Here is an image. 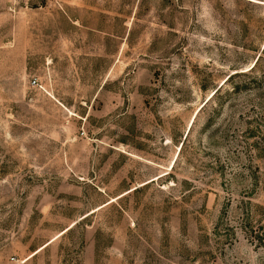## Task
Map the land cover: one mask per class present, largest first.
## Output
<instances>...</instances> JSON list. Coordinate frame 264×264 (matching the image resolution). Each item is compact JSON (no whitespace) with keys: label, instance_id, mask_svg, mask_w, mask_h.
I'll list each match as a JSON object with an SVG mask.
<instances>
[{"label":"rangeland","instance_id":"rangeland-1","mask_svg":"<svg viewBox=\"0 0 264 264\" xmlns=\"http://www.w3.org/2000/svg\"><path fill=\"white\" fill-rule=\"evenodd\" d=\"M0 264H264V0H0Z\"/></svg>","mask_w":264,"mask_h":264},{"label":"trees","instance_id":"trees-1","mask_svg":"<svg viewBox=\"0 0 264 264\" xmlns=\"http://www.w3.org/2000/svg\"><path fill=\"white\" fill-rule=\"evenodd\" d=\"M255 64H256V62H255ZM255 64H254V65H255ZM254 65L250 68V70L254 67ZM216 92H217V90L213 93V95H214Z\"/></svg>","mask_w":264,"mask_h":264},{"label":"built area","instance_id":"built-area-1","mask_svg":"<svg viewBox=\"0 0 264 264\" xmlns=\"http://www.w3.org/2000/svg\"><path fill=\"white\" fill-rule=\"evenodd\" d=\"M35 82L34 81H32V84H34Z\"/></svg>","mask_w":264,"mask_h":264}]
</instances>
